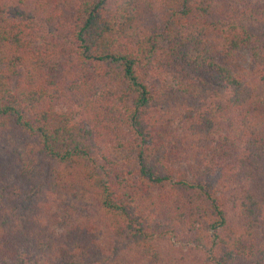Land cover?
I'll list each match as a JSON object with an SVG mask.
<instances>
[{"label": "trees", "instance_id": "trees-1", "mask_svg": "<svg viewBox=\"0 0 264 264\" xmlns=\"http://www.w3.org/2000/svg\"><path fill=\"white\" fill-rule=\"evenodd\" d=\"M0 264H264V0H0Z\"/></svg>", "mask_w": 264, "mask_h": 264}, {"label": "rangeland", "instance_id": "rangeland-1", "mask_svg": "<svg viewBox=\"0 0 264 264\" xmlns=\"http://www.w3.org/2000/svg\"><path fill=\"white\" fill-rule=\"evenodd\" d=\"M240 64L243 65L245 68H247L248 70L251 69L252 64H251V60L250 57L247 53H243L241 60H240Z\"/></svg>", "mask_w": 264, "mask_h": 264}]
</instances>
